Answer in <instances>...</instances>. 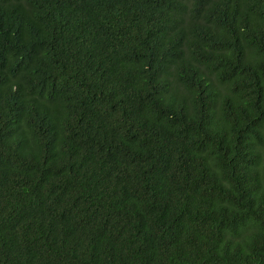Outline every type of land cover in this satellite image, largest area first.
<instances>
[{"label": "trees", "instance_id": "16d2710c", "mask_svg": "<svg viewBox=\"0 0 264 264\" xmlns=\"http://www.w3.org/2000/svg\"><path fill=\"white\" fill-rule=\"evenodd\" d=\"M0 264H264V0H0Z\"/></svg>", "mask_w": 264, "mask_h": 264}]
</instances>
